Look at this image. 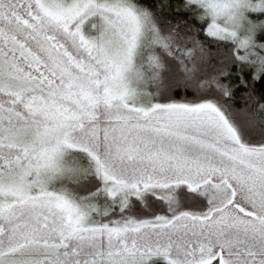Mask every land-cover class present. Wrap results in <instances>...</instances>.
<instances>
[{
	"label": "snow or ice",
	"instance_id": "snow-or-ice-1",
	"mask_svg": "<svg viewBox=\"0 0 264 264\" xmlns=\"http://www.w3.org/2000/svg\"><path fill=\"white\" fill-rule=\"evenodd\" d=\"M0 264H264V0H0Z\"/></svg>",
	"mask_w": 264,
	"mask_h": 264
},
{
	"label": "trees",
	"instance_id": "trees-1",
	"mask_svg": "<svg viewBox=\"0 0 264 264\" xmlns=\"http://www.w3.org/2000/svg\"><path fill=\"white\" fill-rule=\"evenodd\" d=\"M238 103H239V101H238Z\"/></svg>",
	"mask_w": 264,
	"mask_h": 264
}]
</instances>
